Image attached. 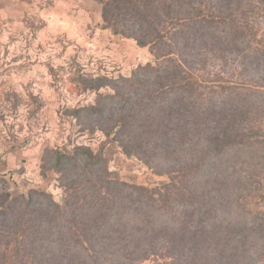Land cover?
I'll use <instances>...</instances> for the list:
<instances>
[{"label": "trees", "instance_id": "trees-1", "mask_svg": "<svg viewBox=\"0 0 264 264\" xmlns=\"http://www.w3.org/2000/svg\"><path fill=\"white\" fill-rule=\"evenodd\" d=\"M97 1L104 26L148 46L155 61L129 76L73 73L75 86L95 98L64 108L60 118L75 127L73 136L103 137L101 146L93 152L68 142L52 150L61 202L3 191L0 218L15 236L50 231L67 248L87 250L86 261L97 257L91 249H130L129 264H233L254 228L229 230L230 205L238 213L263 198L264 29L257 18L264 19V0ZM105 146L163 164L155 174L165 179L151 187L120 182L102 166Z\"/></svg>", "mask_w": 264, "mask_h": 264}, {"label": "rangeland", "instance_id": "rangeland-1", "mask_svg": "<svg viewBox=\"0 0 264 264\" xmlns=\"http://www.w3.org/2000/svg\"><path fill=\"white\" fill-rule=\"evenodd\" d=\"M101 9L97 0H0V193L16 197L33 191L35 198L45 199L44 193L61 202L63 190L51 168V151L70 142L96 152L104 139L97 134L95 138L73 136L75 127L60 118L64 108L91 104L95 98L94 93L75 86L73 73L83 69L88 76H129L138 66L155 61L148 46L105 27ZM257 19L264 29L263 17ZM102 156L105 171L126 185L151 187L165 179L155 174L163 164L146 165L117 146H105ZM126 188L120 185L118 191L124 194ZM262 191L258 195L263 198L252 200L256 205L239 207L238 213L230 205L226 214L227 221L235 223L229 230L239 226L236 231L246 235V230L254 228L245 243V254L239 249L230 259L233 264H264V188ZM3 220L0 218V264H129L130 249H91L98 254L90 262L83 259L87 250L68 249L50 231L34 232L32 227L15 236L8 231L9 221L4 224ZM4 241L12 244L8 247ZM108 251L112 254H106ZM18 255L25 256L16 260ZM139 264L156 263L146 260ZM166 264L181 261L167 258Z\"/></svg>", "mask_w": 264, "mask_h": 264}]
</instances>
